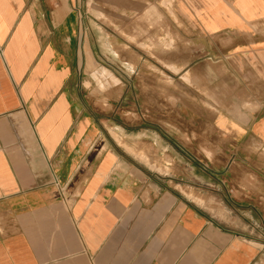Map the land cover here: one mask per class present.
I'll return each instance as SVG.
<instances>
[{
  "label": "crops",
  "instance_id": "crops-1",
  "mask_svg": "<svg viewBox=\"0 0 264 264\" xmlns=\"http://www.w3.org/2000/svg\"><path fill=\"white\" fill-rule=\"evenodd\" d=\"M175 1L200 82L170 109L135 57L134 73L110 62L82 0H0V264H264V0ZM222 80L231 101L217 105L206 96ZM119 143L172 156L175 187L145 186L138 160L153 165ZM184 183L222 193L237 226L182 196Z\"/></svg>",
  "mask_w": 264,
  "mask_h": 264
},
{
  "label": "rangeland",
  "instance_id": "rangeland-1",
  "mask_svg": "<svg viewBox=\"0 0 264 264\" xmlns=\"http://www.w3.org/2000/svg\"><path fill=\"white\" fill-rule=\"evenodd\" d=\"M80 7L84 11L82 19L89 25L92 38L96 40L97 32L104 37L105 53L110 58V62L112 58H115V60L121 62L123 71H127L125 68H131L130 71L134 73L136 72L135 66L133 64V66L129 65V62L131 58L135 57L138 64L136 66L137 72H151L153 77L158 79V88L162 87L168 90V107L170 109L175 108L184 98L193 95V88H198L200 81L194 79L193 66L187 63L189 59L193 60V50L187 48L186 44L177 38L175 28H183V26L176 15L175 0H82L79 3ZM79 20L81 21V18ZM165 30L169 32L164 33ZM135 33L138 37L146 36L148 41L141 43L135 40ZM130 34L133 35V38H130ZM200 72L205 76H208L211 72L217 74V76H223L225 70L222 67V69L210 71L208 67L202 66ZM101 74L106 76L109 72L102 69L99 73L93 72L92 76L98 79ZM96 83L90 85V94L96 104L100 102L104 105L107 100L102 97L98 98ZM204 83L208 84L209 82ZM214 83L221 87L217 91V99L206 97L217 105L231 101V94L226 95V90L223 89L224 81ZM169 113L171 114L173 111ZM228 115L241 116L240 113H228ZM112 136L119 142V138L115 133H112ZM169 136L170 138L175 137L174 134ZM120 137L122 139V136ZM122 142L125 141L122 139ZM209 143L214 148L213 150L220 151L222 149L223 142L221 140L212 139ZM119 144L135 156L142 153L153 165L152 167L145 166L137 158L140 168H142L145 175L149 176V181L145 182V186L156 185V183L161 184L162 181L171 180L172 174L178 173V168L172 162V156L165 153L161 155L155 146L147 147L143 144L135 146V149L145 151L146 155L144 152L133 153L131 149L122 143ZM171 147L176 151V146ZM186 150L188 155L194 153L197 156H209L197 147ZM169 184L175 187L177 182L171 180ZM176 189L182 196L201 207L214 219L230 226H237L241 217L240 210L226 206L222 201V193L201 191L188 186L187 183L176 186ZM185 193H189L191 197H187ZM195 200H201V203Z\"/></svg>",
  "mask_w": 264,
  "mask_h": 264
},
{
  "label": "bare ground",
  "instance_id": "bare-ground-1",
  "mask_svg": "<svg viewBox=\"0 0 264 264\" xmlns=\"http://www.w3.org/2000/svg\"><path fill=\"white\" fill-rule=\"evenodd\" d=\"M148 165V164H147Z\"/></svg>",
  "mask_w": 264,
  "mask_h": 264
}]
</instances>
